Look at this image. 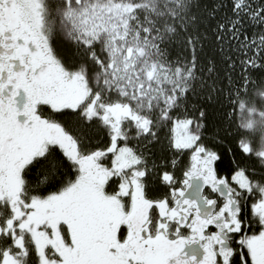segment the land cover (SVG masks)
I'll list each match as a JSON object with an SVG mask.
<instances>
[{
    "label": "snow or ice",
    "instance_id": "snow-or-ice-1",
    "mask_svg": "<svg viewBox=\"0 0 264 264\" xmlns=\"http://www.w3.org/2000/svg\"><path fill=\"white\" fill-rule=\"evenodd\" d=\"M0 264H264V0H0Z\"/></svg>",
    "mask_w": 264,
    "mask_h": 264
}]
</instances>
